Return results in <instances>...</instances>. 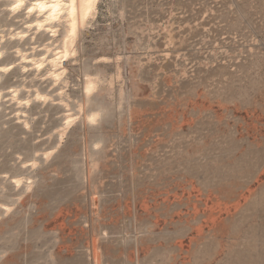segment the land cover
<instances>
[{
  "label": "rangeland",
  "instance_id": "374dc122",
  "mask_svg": "<svg viewBox=\"0 0 264 264\" xmlns=\"http://www.w3.org/2000/svg\"><path fill=\"white\" fill-rule=\"evenodd\" d=\"M5 6L0 34L25 22ZM29 39L0 45V264H264V0H100L66 62L80 112L60 141L58 87L15 55L50 41ZM21 85L51 97L28 127L5 100Z\"/></svg>",
  "mask_w": 264,
  "mask_h": 264
},
{
  "label": "bare ground",
  "instance_id": "6f19581e",
  "mask_svg": "<svg viewBox=\"0 0 264 264\" xmlns=\"http://www.w3.org/2000/svg\"><path fill=\"white\" fill-rule=\"evenodd\" d=\"M4 2L6 3L5 8L9 15L12 16L22 13L25 22L19 29L9 28L5 34H3L2 31L0 34V45L5 38H16L22 41L25 37L29 36V41L32 42L39 33L46 34L48 41H50V43H43V51L41 54H38L37 57L30 56L31 53L27 54L25 50H20L19 48L15 49V55L22 72L31 71L33 77L48 79L51 87H58L55 92L57 100L62 105L64 104V115L60 128L58 129V141H60L66 130L74 123L77 116H79L80 112V104L77 105L78 112L75 115L69 111V104L67 100H65L68 98L66 94L68 81L65 77L66 62L75 55L74 46L76 34L95 18L100 0H4ZM18 4L20 6L16 7ZM40 5H43V7L41 8ZM29 9H31V11ZM59 31L61 32L58 35ZM33 50L34 48H31L32 53ZM2 54L3 49L0 46V58ZM0 69L6 72L10 69V64H4ZM20 87H22V85L19 87H10L5 94V100L15 105L16 109L14 114L16 120L21 121L20 123H22L24 127H28L29 122L27 121L24 109L30 105L31 101L45 103L47 100L51 99V97L47 92H41L36 88H33L29 96L31 90L29 88H24L27 90L25 91L26 96L19 99L18 92ZM96 88V79L86 75L82 82L84 102L89 99ZM2 96L3 90L0 89V102L3 98ZM97 116V113H90L87 115V119L89 122H94ZM49 155L50 152L48 150L42 154L45 158ZM23 163H28L30 167H33L36 165L37 161L33 158ZM12 180L15 186H19L22 183L25 184L24 187H26V189L31 185L30 178L24 175L14 176ZM8 210L9 206H5V213H7Z\"/></svg>",
  "mask_w": 264,
  "mask_h": 264
},
{
  "label": "snow or ice",
  "instance_id": "6c2138e0",
  "mask_svg": "<svg viewBox=\"0 0 264 264\" xmlns=\"http://www.w3.org/2000/svg\"><path fill=\"white\" fill-rule=\"evenodd\" d=\"M20 5L18 4V5H16V7H19ZM40 7L42 8L43 7V5H40ZM30 11H31V9H29Z\"/></svg>",
  "mask_w": 264,
  "mask_h": 264
}]
</instances>
